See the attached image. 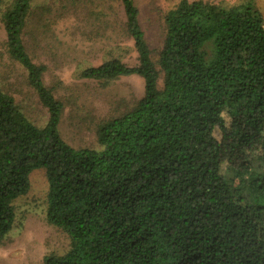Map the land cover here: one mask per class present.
<instances>
[{
  "label": "trees",
  "instance_id": "obj_1",
  "mask_svg": "<svg viewBox=\"0 0 264 264\" xmlns=\"http://www.w3.org/2000/svg\"><path fill=\"white\" fill-rule=\"evenodd\" d=\"M120 2L137 64L110 58L80 76L137 75L143 96L98 125V149L60 135L63 104L21 38L29 0H14L2 14L8 56L48 115L35 125L0 90V240L31 172L41 169L46 221L69 239L64 253L42 264H264L260 11L252 0H179L164 16L159 71L134 0Z\"/></svg>",
  "mask_w": 264,
  "mask_h": 264
},
{
  "label": "rangeland",
  "instance_id": "obj_2",
  "mask_svg": "<svg viewBox=\"0 0 264 264\" xmlns=\"http://www.w3.org/2000/svg\"><path fill=\"white\" fill-rule=\"evenodd\" d=\"M14 0H0V90L10 94L27 118L37 126L47 120V110L28 85L25 70L6 50L2 14ZM179 0H134L138 21L156 68L161 50L166 12ZM192 1V0H189ZM230 6L244 0H202ZM264 19V0H252ZM120 0H29L21 38L37 64L45 66L43 83L63 104L58 130L76 148H99L98 125L131 109L143 96L137 75L109 80L88 79L80 71L117 58L137 64V53L124 27ZM158 86L162 85L159 72ZM47 183L44 171L29 176V190L14 202V222L0 240V264H42L47 254H62L67 235L46 221Z\"/></svg>",
  "mask_w": 264,
  "mask_h": 264
}]
</instances>
